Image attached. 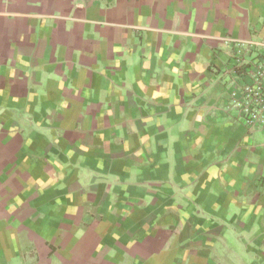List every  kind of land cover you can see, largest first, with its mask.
Returning a JSON list of instances; mask_svg holds the SVG:
<instances>
[{
    "label": "crops",
    "instance_id": "0c3cea01",
    "mask_svg": "<svg viewBox=\"0 0 264 264\" xmlns=\"http://www.w3.org/2000/svg\"><path fill=\"white\" fill-rule=\"evenodd\" d=\"M263 41L264 0H0V264H264Z\"/></svg>",
    "mask_w": 264,
    "mask_h": 264
},
{
    "label": "built area",
    "instance_id": "2783aa9c",
    "mask_svg": "<svg viewBox=\"0 0 264 264\" xmlns=\"http://www.w3.org/2000/svg\"><path fill=\"white\" fill-rule=\"evenodd\" d=\"M231 74L230 108L249 129L264 130V41L239 44Z\"/></svg>",
    "mask_w": 264,
    "mask_h": 264
},
{
    "label": "rangeland",
    "instance_id": "374dc122",
    "mask_svg": "<svg viewBox=\"0 0 264 264\" xmlns=\"http://www.w3.org/2000/svg\"><path fill=\"white\" fill-rule=\"evenodd\" d=\"M228 239H230L229 236H228Z\"/></svg>",
    "mask_w": 264,
    "mask_h": 264
}]
</instances>
